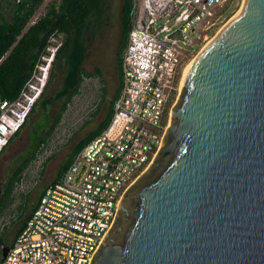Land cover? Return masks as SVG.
<instances>
[{"label":"water","instance_id":"obj_1","mask_svg":"<svg viewBox=\"0 0 264 264\" xmlns=\"http://www.w3.org/2000/svg\"><path fill=\"white\" fill-rule=\"evenodd\" d=\"M89 264H264V0L192 60Z\"/></svg>","mask_w":264,"mask_h":264},{"label":"built area","instance_id":"obj_2","mask_svg":"<svg viewBox=\"0 0 264 264\" xmlns=\"http://www.w3.org/2000/svg\"><path fill=\"white\" fill-rule=\"evenodd\" d=\"M53 1L42 0L24 29ZM240 1L130 0L131 26L109 121L72 155L60 179L44 186L0 264H89L122 194L159 150L181 67L209 40L227 7ZM55 49L45 47L15 98L0 97V154L42 95ZM46 157L44 150L35 153L33 172ZM25 179L19 175L24 188Z\"/></svg>","mask_w":264,"mask_h":264},{"label":"flooded vegetation","instance_id":"obj_3","mask_svg":"<svg viewBox=\"0 0 264 264\" xmlns=\"http://www.w3.org/2000/svg\"><path fill=\"white\" fill-rule=\"evenodd\" d=\"M130 0H58L57 43L48 40L47 45H56L53 57L48 65L43 100H50L48 109L54 102L61 104L81 90L84 80L88 86L94 81V95L98 100L107 96L108 83L114 67L118 71L121 53L127 41V33L131 26ZM45 46V47H46ZM71 70L75 72L74 86L67 88L64 77ZM59 74V78H56ZM57 80H56V79ZM67 90L59 93L63 87ZM68 101V102H69ZM66 102V104L68 103ZM106 113V112H105ZM105 113L92 129L80 136L85 137L91 130L99 126ZM1 196V183H0ZM18 227V226H17ZM14 229L11 239L15 236ZM11 241V240H10ZM8 245L0 244V258Z\"/></svg>","mask_w":264,"mask_h":264},{"label":"rangeland","instance_id":"obj_4","mask_svg":"<svg viewBox=\"0 0 264 264\" xmlns=\"http://www.w3.org/2000/svg\"><path fill=\"white\" fill-rule=\"evenodd\" d=\"M241 2L236 6L230 4L227 7L220 22L216 25L209 40L215 36L218 29L234 14L241 6ZM9 14H5L8 19ZM52 43L56 44L54 36L49 37ZM208 40V41H209ZM207 41V42H208ZM206 42V43H207ZM200 48L182 67L177 81V85L169 99L168 105L170 110L175 105L178 93L179 83L186 65L199 53ZM59 74H56V78ZM55 78V79H56ZM57 80V79H56ZM88 80H84L81 90L72 96L70 101L65 105L58 123L55 125L52 133L46 141L39 145V150H44L47 157L41 163L36 172H33L32 162L20 173H25L28 179H25V188L14 182L11 190V203L0 213V244L9 245L14 229L19 225L21 219L26 215L36 200L43 187L53 180L59 165L65 160L74 143L80 136L93 128L96 122L103 116L106 111L107 101L111 98L119 82V73L114 67L111 78L108 83L107 96L98 100V96L93 91L96 88L94 81L91 86L87 85ZM60 102H54L52 107L47 108L45 114L39 110L30 113L24 126L11 138L9 143L0 154V183L3 182L8 173L15 167L18 161L29 154L34 149L38 134H43L47 129L50 121L54 118L59 110ZM99 105V108H97ZM38 149V148H37ZM35 152V153H38ZM34 175L30 177L29 175ZM29 176V177H28ZM26 193V194H25ZM25 194V195H24ZM26 196V197H25ZM25 197V198H24ZM25 200V201H24ZM25 202V211L20 218L11 219L19 212L18 206ZM3 224V225H2Z\"/></svg>","mask_w":264,"mask_h":264},{"label":"trees","instance_id":"obj_5","mask_svg":"<svg viewBox=\"0 0 264 264\" xmlns=\"http://www.w3.org/2000/svg\"><path fill=\"white\" fill-rule=\"evenodd\" d=\"M41 1L42 0H0V57L6 53L0 60V97L2 98L9 100L15 98L20 87L28 78L34 64L38 61L40 55L45 52V46L48 43L49 37L51 34L56 35L59 30L57 11L58 0L49 3L45 8L44 13L40 15L34 23L28 25L24 29L29 18ZM129 7L130 3L127 5V12ZM5 14H9L8 19L5 18ZM128 29L129 25L127 30ZM64 82L67 88L74 86V70H71L65 75ZM118 85L111 98L107 101L105 111L106 113L103 121L97 128L91 130L85 137L77 140L74 143L65 160L57 168L55 176L51 182H55L60 179L66 166L71 161L72 155L87 141L94 137L108 123L112 113V101L117 94ZM65 86L59 90V93H64L67 90ZM73 92H71L68 95V98L61 104L58 112L50 121L45 132L43 134H38L35 146L33 147L34 149H32L28 155L23 156L15 165V167L8 173L3 182H1L0 213L11 203V190L14 182L18 180L20 173L30 163L31 159L35 155V152L39 149V145L44 143L48 136L52 133L55 125L60 119L62 111L65 109L66 102L69 101V96ZM49 103L50 100H43L42 96H40L32 106L30 113L34 112L35 110H39L41 113L45 114ZM97 108H99V105ZM10 140L11 138L9 141ZM42 190L40 191L39 195L41 194ZM39 195L32 203L30 209L35 206ZM18 208L19 212L15 216L17 219L20 218L25 211V202L19 205ZM26 216L27 214L24 215V217L19 222L15 235L24 225Z\"/></svg>","mask_w":264,"mask_h":264},{"label":"bare ground","instance_id":"obj_6","mask_svg":"<svg viewBox=\"0 0 264 264\" xmlns=\"http://www.w3.org/2000/svg\"><path fill=\"white\" fill-rule=\"evenodd\" d=\"M242 2H243V0H242ZM242 2H241V6H242ZM241 6H240V8H241ZM240 8H239L234 14H232L231 17H230L225 23H227V22H228V21H229V20H230V19H231V18H232V17H233V16H234L239 10H240ZM225 23H224L223 25H225ZM223 25L218 29L217 33L220 31V29L223 27ZM217 33H216V34H217ZM216 34H215V35H216ZM212 39H213V37H212L207 43H205L201 48L203 49V48H204V47H205V46H206V45H207ZM202 49H201V50H202ZM201 50H200V51H201ZM196 56H197V55H196ZM196 56H195V57H196ZM195 57H194V58H195ZM194 58H193V59H194ZM193 59H192V60H193ZM192 60L186 65V67H185L184 70H183V74H182V77H181V79H180V83H179V89H180V86H181V82H182L183 75H184L185 71L187 70V68L189 67V65L191 64Z\"/></svg>","mask_w":264,"mask_h":264}]
</instances>
